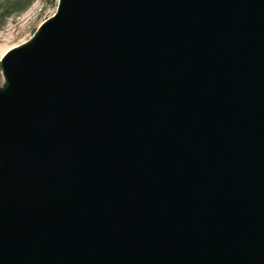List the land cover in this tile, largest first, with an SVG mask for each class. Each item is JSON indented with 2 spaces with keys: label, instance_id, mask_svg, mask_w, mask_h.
I'll return each instance as SVG.
<instances>
[{
  "label": "water",
  "instance_id": "water-1",
  "mask_svg": "<svg viewBox=\"0 0 264 264\" xmlns=\"http://www.w3.org/2000/svg\"><path fill=\"white\" fill-rule=\"evenodd\" d=\"M59 1L0 65V264H264V0Z\"/></svg>",
  "mask_w": 264,
  "mask_h": 264
},
{
  "label": "rangeland",
  "instance_id": "rangeland-1",
  "mask_svg": "<svg viewBox=\"0 0 264 264\" xmlns=\"http://www.w3.org/2000/svg\"><path fill=\"white\" fill-rule=\"evenodd\" d=\"M56 6V0H0V9L9 7L5 14H11L0 19V56L27 41L40 22L54 13Z\"/></svg>",
  "mask_w": 264,
  "mask_h": 264
},
{
  "label": "trees",
  "instance_id": "trees-1",
  "mask_svg": "<svg viewBox=\"0 0 264 264\" xmlns=\"http://www.w3.org/2000/svg\"><path fill=\"white\" fill-rule=\"evenodd\" d=\"M1 11H4V8L2 10L0 9V19L5 18L6 15H7V14H4V13L1 14Z\"/></svg>",
  "mask_w": 264,
  "mask_h": 264
}]
</instances>
